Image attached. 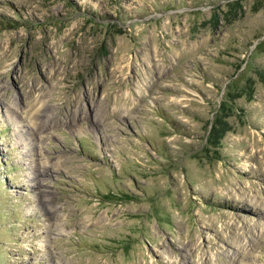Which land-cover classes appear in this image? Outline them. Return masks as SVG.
Returning <instances> with one entry per match:
<instances>
[{
	"label": "rangeland",
	"instance_id": "374dc122",
	"mask_svg": "<svg viewBox=\"0 0 264 264\" xmlns=\"http://www.w3.org/2000/svg\"><path fill=\"white\" fill-rule=\"evenodd\" d=\"M0 264H264V0H0Z\"/></svg>",
	"mask_w": 264,
	"mask_h": 264
},
{
	"label": "bare ground",
	"instance_id": "6f19581e",
	"mask_svg": "<svg viewBox=\"0 0 264 264\" xmlns=\"http://www.w3.org/2000/svg\"><path fill=\"white\" fill-rule=\"evenodd\" d=\"M36 110H37V107H36ZM33 121V120H32Z\"/></svg>",
	"mask_w": 264,
	"mask_h": 264
}]
</instances>
